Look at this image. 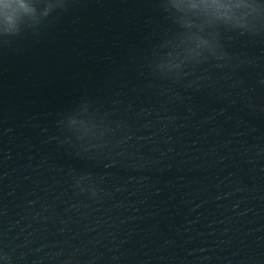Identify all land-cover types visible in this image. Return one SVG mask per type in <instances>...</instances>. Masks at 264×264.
Listing matches in <instances>:
<instances>
[{"label":"water","instance_id":"95a60500","mask_svg":"<svg viewBox=\"0 0 264 264\" xmlns=\"http://www.w3.org/2000/svg\"><path fill=\"white\" fill-rule=\"evenodd\" d=\"M49 2L0 33V264H264V0Z\"/></svg>","mask_w":264,"mask_h":264},{"label":"clouds","instance_id":"9594fccd","mask_svg":"<svg viewBox=\"0 0 264 264\" xmlns=\"http://www.w3.org/2000/svg\"><path fill=\"white\" fill-rule=\"evenodd\" d=\"M54 5L49 2L41 5V0H0V33L14 34L26 22L47 15ZM174 7L178 11L208 10L217 18L230 20L237 9L258 8L260 5L248 4L244 0H175ZM195 48L207 46V41L194 37Z\"/></svg>","mask_w":264,"mask_h":264}]
</instances>
